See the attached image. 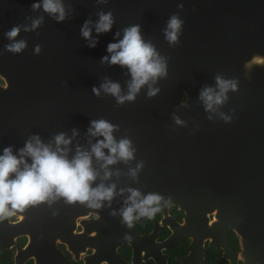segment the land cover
I'll list each match as a JSON object with an SVG mask.
<instances>
[{
	"label": "water",
	"instance_id": "water-1",
	"mask_svg": "<svg viewBox=\"0 0 264 264\" xmlns=\"http://www.w3.org/2000/svg\"><path fill=\"white\" fill-rule=\"evenodd\" d=\"M34 2L41 0H0V154L7 146L23 147L33 134L48 143L61 132L72 138L70 155L77 145L90 150L102 139L88 135L90 122L104 118L119 126L113 133L117 140L131 139L136 153L127 164L110 166L113 176L104 183H115L117 194L111 205L104 202L92 213L106 214L108 224L120 221L128 196L120 190L129 187L174 204L195 201L221 210L242 239L247 264H264V0H63L67 17L59 23L42 8L33 11ZM101 11H112L115 23L97 36L94 24ZM173 14L183 26L179 44L170 47L164 29ZM41 16L38 29L23 30ZM86 20L98 39L95 48L81 36ZM135 24L143 39L169 58L168 75L153 85L160 89L155 97L148 98L145 86L134 102L117 106L114 97L102 89L96 96L92 88L107 78L127 94V68L102 64L101 58L110 55L107 45ZM17 25L16 39L27 46L13 54L5 49L11 43L5 33ZM217 74L238 79V91L229 92L217 111L206 112L199 93L215 87ZM141 161L133 179L129 170ZM94 165L99 167L95 160Z\"/></svg>",
	"mask_w": 264,
	"mask_h": 264
},
{
	"label": "clouds",
	"instance_id": "clouds-1",
	"mask_svg": "<svg viewBox=\"0 0 264 264\" xmlns=\"http://www.w3.org/2000/svg\"><path fill=\"white\" fill-rule=\"evenodd\" d=\"M107 3V0H98ZM183 8V5H178ZM42 8L51 18L58 23L63 22L67 13L63 0H41L31 5L33 11ZM98 20L94 24L97 36L111 31L115 23L112 11L99 12ZM44 17L32 19L31 25H24V31H34L43 23ZM91 20H86L80 29L81 36L89 41L88 47L95 48L98 39L92 37ZM183 21L178 14H173L164 29V37L170 47L179 44ZM21 26H13L5 33L11 43L5 45L6 51L19 54L26 48V41L17 40ZM119 37L120 33L117 32ZM41 46L36 45L34 53L39 54ZM107 52L101 58V63L119 65L127 68L131 79L127 82V94H122L121 85L105 78L99 88L93 87L92 92L100 96L102 89L105 94L116 99L117 106L125 102L132 103L145 86L148 87V98L155 97L160 91L153 87L159 79L168 75V57L162 56L151 41H145L141 35L139 24L123 29V37L115 43L107 45ZM248 69V65H245ZM238 79H226L221 74L215 76V87H204L199 93L206 112H215L219 107L228 102L229 92L238 91ZM222 118L226 123L231 122V117ZM212 119L211 116L208 117ZM177 125L183 126L179 116L173 114ZM119 130L115 125L104 118L92 120L87 133L91 137H102L91 144L90 150L77 145L74 154L69 147L72 138L63 132L55 135L51 141L44 143L38 134H33L24 143L23 147L14 151V146L4 147L0 154V221L25 212L30 207L40 204H51L62 199L68 205H82L87 209H101L104 202L111 205L116 192V184H106L104 181L113 176L110 166L123 162L127 164L135 158L136 148L129 138L117 140L113 133ZM78 135V130L73 129L72 136ZM107 150V153L105 152ZM99 165L97 168L94 165ZM141 161L136 168L129 170V175L136 179L138 170L143 168ZM101 172L103 175L101 176ZM115 175L119 176V172ZM100 183H96L97 180ZM95 184V186H93ZM127 191L128 196L124 207L119 210L121 223L127 228H132L134 223L153 219L164 207L170 206L171 199L156 193L142 195L134 188L121 189L120 194ZM163 202V203H162ZM111 215L115 216L113 212ZM100 217L97 215V220ZM125 238H130L125 234Z\"/></svg>",
	"mask_w": 264,
	"mask_h": 264
},
{
	"label": "flooded vegetation",
	"instance_id": "flooded-vegetation-1",
	"mask_svg": "<svg viewBox=\"0 0 264 264\" xmlns=\"http://www.w3.org/2000/svg\"><path fill=\"white\" fill-rule=\"evenodd\" d=\"M98 216L60 199L0 221V264H247L218 208L171 201L132 228Z\"/></svg>",
	"mask_w": 264,
	"mask_h": 264
},
{
	"label": "rangeland",
	"instance_id": "rangeland-1",
	"mask_svg": "<svg viewBox=\"0 0 264 264\" xmlns=\"http://www.w3.org/2000/svg\"><path fill=\"white\" fill-rule=\"evenodd\" d=\"M0 81L3 83V80L2 79H0Z\"/></svg>",
	"mask_w": 264,
	"mask_h": 264
}]
</instances>
